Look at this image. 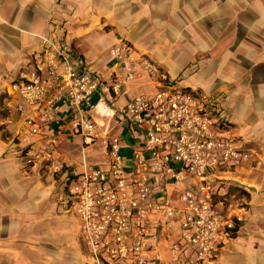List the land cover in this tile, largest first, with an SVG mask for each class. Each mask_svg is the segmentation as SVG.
I'll use <instances>...</instances> for the list:
<instances>
[{
	"label": "crops",
	"instance_id": "obj_1",
	"mask_svg": "<svg viewBox=\"0 0 264 264\" xmlns=\"http://www.w3.org/2000/svg\"><path fill=\"white\" fill-rule=\"evenodd\" d=\"M45 39L55 49L44 48ZM122 41L130 50L116 60L110 50ZM54 52L99 81L83 109L95 124L91 141L75 131L73 104L59 102L45 122L42 106H28L10 90L28 72L45 78ZM130 66L133 80L126 79ZM166 86L196 95L250 152L246 163L215 172L216 200L232 197L242 220L213 260L200 264H264V0H0V264H92L66 182L90 167L108 169L114 138L130 171L137 142L124 107ZM56 91L49 88L47 97ZM28 117L44 134L29 133ZM32 153L39 157L28 164ZM157 186L175 213H152L147 264H189L192 248L176 250L172 260L171 246L181 236L180 193L196 183Z\"/></svg>",
	"mask_w": 264,
	"mask_h": 264
},
{
	"label": "built area",
	"instance_id": "obj_2",
	"mask_svg": "<svg viewBox=\"0 0 264 264\" xmlns=\"http://www.w3.org/2000/svg\"><path fill=\"white\" fill-rule=\"evenodd\" d=\"M42 42L44 48L55 49L47 39ZM129 50L127 42L122 41L110 53L116 60H123ZM54 54L46 64L45 78L28 72L11 83L10 90L26 105L42 106L45 122L52 120L59 102L73 104L78 110L75 131L91 141L95 124L83 109L90 106L99 81L92 74L76 71L70 57ZM142 63L147 71L157 72L152 63ZM127 70L126 79H135V67ZM49 88L57 91L47 97ZM118 88L119 82L114 85L115 91ZM124 108L125 120L137 142L130 171L120 153L119 138H114L109 144L108 169L90 167L65 185L69 209L78 219L92 264H147L145 253L155 238L152 213L160 211L168 217L175 213L169 200L156 191L157 183H181L187 178L196 183V190L184 188L180 193L182 243L171 246L172 260L176 250L185 251L187 247L194 253L189 264L213 260L242 220L241 206L232 197L216 200L215 172L246 163L250 152L223 130L196 95L182 88L166 86L150 95L134 96ZM25 123L31 135L44 134L34 118H26ZM54 141L50 139L49 145ZM52 167L54 172L60 170ZM156 195L160 198L158 205L154 203Z\"/></svg>",
	"mask_w": 264,
	"mask_h": 264
},
{
	"label": "rangeland",
	"instance_id": "obj_3",
	"mask_svg": "<svg viewBox=\"0 0 264 264\" xmlns=\"http://www.w3.org/2000/svg\"><path fill=\"white\" fill-rule=\"evenodd\" d=\"M27 151V149L25 150V152ZM36 153H39V152H36ZM34 154V153H32L31 155H30V160H31V162H28V164H33V160L35 159V158H37V157H39L38 155L39 154ZM33 158V159H32ZM54 173V172H53ZM236 198V197H235Z\"/></svg>",
	"mask_w": 264,
	"mask_h": 264
},
{
	"label": "trees",
	"instance_id": "obj_4",
	"mask_svg": "<svg viewBox=\"0 0 264 264\" xmlns=\"http://www.w3.org/2000/svg\"><path fill=\"white\" fill-rule=\"evenodd\" d=\"M182 89H183V88H182ZM184 90H185V89H184ZM240 194H243V192H242L241 190H240V193H239V195H240Z\"/></svg>",
	"mask_w": 264,
	"mask_h": 264
}]
</instances>
